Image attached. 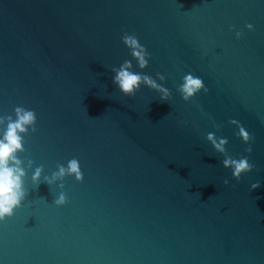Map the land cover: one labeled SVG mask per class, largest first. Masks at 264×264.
Returning a JSON list of instances; mask_svg holds the SVG:
<instances>
[{
    "label": "water",
    "instance_id": "obj_1",
    "mask_svg": "<svg viewBox=\"0 0 264 264\" xmlns=\"http://www.w3.org/2000/svg\"><path fill=\"white\" fill-rule=\"evenodd\" d=\"M125 61L167 101L125 96ZM187 74L208 91L184 101ZM17 108L35 121L0 264H264V0H0V140ZM242 157L237 181L223 161ZM73 159L82 179L54 177Z\"/></svg>",
    "mask_w": 264,
    "mask_h": 264
},
{
    "label": "clouds",
    "instance_id": "obj_2",
    "mask_svg": "<svg viewBox=\"0 0 264 264\" xmlns=\"http://www.w3.org/2000/svg\"><path fill=\"white\" fill-rule=\"evenodd\" d=\"M246 27L252 30L253 25L248 24ZM239 39L242 36V32L236 33ZM122 42L124 45L131 50V55L138 61L139 66L144 68L148 65L150 54L146 48L142 46L135 35L125 33L122 36ZM147 57V58H146ZM131 68V62L125 61L121 66L120 70L116 73L113 78V83L117 84L120 91L125 96H135L136 91L139 90L140 84H147L149 87L162 91L164 95L161 96V101H167L169 91L168 89L162 88L157 85L154 80L148 76H141L136 73L130 72L128 69ZM163 79V77H161ZM207 92L208 89L205 87L204 82L201 78L195 77L192 74H187L183 78V83L179 86L178 91L184 101L192 99L200 90ZM17 120L9 123L7 132L3 140H0V221L5 220L7 217L13 215V210L21 206V202L25 197V192L22 190L21 177L24 172L18 167L20 161L15 159L14 154L17 150L22 148L21 137L18 132H25V125L33 124L35 121V114L31 111H25L22 108L16 109ZM234 123V121H233ZM35 130V129H33ZM239 135L244 143H249L252 140L250 134L245 131L243 127L240 128ZM208 139L212 141L213 146L218 151H224L222 145L226 144V140H221L219 144L215 142L212 135L208 136ZM247 152H251L252 149L249 147L246 149ZM13 161L16 167L9 166V161ZM225 167L232 168V176L239 181L242 174L252 171L253 165L249 162L246 157L240 159L227 158L223 161ZM41 169H37L33 176V180H39ZM68 174H75L77 180L82 179L80 172L79 163L73 159L69 162L67 170L63 166L60 167L59 173H54V177H63L65 172ZM224 183L227 185L228 180ZM259 183H253L251 189L255 190L259 187ZM66 203V197L62 193L59 199L55 200L56 205H63Z\"/></svg>",
    "mask_w": 264,
    "mask_h": 264
}]
</instances>
